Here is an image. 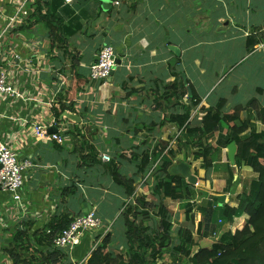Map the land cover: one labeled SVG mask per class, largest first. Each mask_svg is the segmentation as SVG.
Returning a JSON list of instances; mask_svg holds the SVG:
<instances>
[{"label":"crops","instance_id":"obj_1","mask_svg":"<svg viewBox=\"0 0 264 264\" xmlns=\"http://www.w3.org/2000/svg\"><path fill=\"white\" fill-rule=\"evenodd\" d=\"M259 2L262 5L261 21L251 16ZM11 3L12 0L2 3L0 0L3 14L11 13ZM244 5L246 18L239 20L236 12ZM27 7L29 17L17 33L13 37L0 38V61L3 60V68L10 63L15 65L9 58L13 44L22 57L28 58L32 54L24 43L41 41L42 56L33 59V66L40 70V75L20 72L15 77L18 89L29 100L0 101V138L11 143L19 152L20 160H29L32 165L26 171L21 191L25 209L17 206L11 194L0 190V215L3 218L0 227H10L7 234L11 237L10 231L19 221L30 223L32 230L38 231L53 219L59 221L66 216L71 219L96 208L103 227L85 234L75 248L64 249L67 254L64 264L88 263L92 252L108 235L107 250L126 257L127 225L123 214L134 200L126 197L123 188L114 182L101 155L109 154L117 168L130 177L138 170V159L148 149L152 153L158 144H162L165 153L176 152L171 173L193 185L197 202L194 224L186 221L182 201L153 194L157 181L154 175L146 178L150 184L147 180L141 184L148 172L143 176L139 174L136 186L141 184L138 185L140 196L146 199L148 196L152 204L163 205L169 210L173 234L179 228L187 227L197 239L196 234L201 232L219 236L227 230L241 229L248 220L246 214L228 223L215 218L214 213L205 208L204 228L197 231L203 217L198 207L205 199H215L220 207L238 208L240 196L249 190L257 174L247 165L236 164L235 145L222 147L206 174L202 161L194 159L195 150L187 148L184 140L178 143L183 129L169 118L183 113L184 106L190 105L188 83L202 99L192 110L195 123L200 122L203 114L200 107L208 108L222 98L214 97L213 92L209 93L211 90L206 91L204 82L189 78L186 55L190 48H201L206 35L214 38L213 44H224L227 38L221 36L230 29L238 31L231 41H241L246 48L250 35L260 38L264 34V0H34ZM218 10L221 13L216 15ZM212 14L216 15L213 19ZM3 21L4 17L0 15V28ZM211 28L218 35L211 32ZM192 35L195 44L190 43ZM106 44L114 46L120 64L107 81H92L90 66ZM263 52L264 43H261L247 53L253 56ZM258 60L261 66L256 67V72L264 79V55ZM192 63L198 67L200 75H207L198 57ZM73 79L82 87L76 93L72 111L65 113L77 115L80 121L66 118L64 113L58 124L51 126L53 106L73 85ZM179 80L187 84V93L182 100L168 88ZM256 93L263 95L264 87H257ZM231 106L228 100L226 109ZM245 117L244 113L242 118ZM39 120L47 127L48 135L57 133L64 141L37 138L34 125ZM254 122L258 127L259 122ZM216 141L218 135L211 139L212 143ZM94 151L101 162L84 163L97 158V155L90 156ZM7 207L11 210L6 211ZM152 212L158 223V211ZM216 222L221 228L214 230ZM149 223L153 225L154 222L149 220ZM115 233H119L121 243L115 241Z\"/></svg>","mask_w":264,"mask_h":264},{"label":"trees","instance_id":"obj_2","mask_svg":"<svg viewBox=\"0 0 264 264\" xmlns=\"http://www.w3.org/2000/svg\"><path fill=\"white\" fill-rule=\"evenodd\" d=\"M261 43H264V34L260 38L250 35L247 39V52L251 53L254 47ZM81 87L82 85L75 81L64 95L59 96V100L53 106L56 118H61L67 110L72 111L73 101ZM168 88L173 89L172 94L180 100L187 93V84L181 80L174 82ZM188 88L191 93L190 105L184 106L183 113L172 115L169 118L180 129H183L178 143L184 140L187 148L195 150L194 159L202 161V168L206 170V174L212 168L220 149L227 145H235L236 164L247 165L257 174V179L252 182L249 190L240 196L238 208L228 205L220 207L215 199L203 200L202 206L198 207L203 217L198 224L197 231L201 232L204 228L205 208L223 222L232 223L235 217L243 214L248 216V220L241 229L234 232L227 230L220 236L214 234V239L209 237L211 234L201 232L200 239L196 240L191 228L181 227L176 234H173L174 224L171 221L169 210L163 205L156 206L148 203L145 196H138L133 204L126 207L123 214L127 225V256L115 255L107 250L110 242V235H108L92 252L87 264H264L263 102L252 98L246 104H237L227 110L228 99L222 97L217 104L208 108L200 107L203 114L200 122L195 123L192 110L200 105L202 99L192 84L188 83ZM259 90L263 91L262 88ZM172 94L170 97H173ZM162 96L165 95L162 94ZM67 101L69 106L66 104ZM244 113L246 117L242 118ZM254 121H258L263 126L261 131ZM215 135H218V141L212 143L211 139ZM165 149L162 144H158L152 153L148 149L138 159L137 172L130 177L125 176L117 168L114 160L104 164V167L107 172L111 173L114 182L123 188V194L131 197L134 196L139 174L145 175L152 166L155 168L153 175L157 180L152 189L153 194L159 198L182 201L186 221L194 224V207L197 202H195L196 195L192 189L193 185L186 182L182 176L171 173L176 152L169 150L165 153ZM97 154L94 151L90 156L96 157ZM93 159L85 160L84 163L101 162L98 155ZM202 195L205 196V194ZM153 207L158 210V223L150 212V208ZM71 220L72 218L69 219L68 216L62 217L59 221L53 219L38 231H33L30 223L19 221L10 231L11 239L8 246L3 249L4 255L13 264H64L67 260L66 252L55 248L52 242ZM149 220L154 222L153 225H150ZM219 227L221 228L215 224L214 230Z\"/></svg>","mask_w":264,"mask_h":264},{"label":"built area","instance_id":"obj_3","mask_svg":"<svg viewBox=\"0 0 264 264\" xmlns=\"http://www.w3.org/2000/svg\"><path fill=\"white\" fill-rule=\"evenodd\" d=\"M4 1L6 0H1V3ZM32 1L34 0H12L10 14H3L0 9V15L4 17L3 25L0 28V38L6 36L13 37L17 33L29 17L30 12L27 6ZM66 1L70 2L72 0ZM24 46L30 50L32 56L28 58L22 57L16 51L13 44V47L9 50V58L16 64L12 65L10 63L8 67L3 68V60L0 61V101L6 99L29 100L18 89L15 77L20 72L40 75V70L35 69L33 66V59L36 56H42L41 41L25 42ZM117 59L118 56L114 46L109 44L102 46L99 50L98 60L90 66V79L92 81H107L117 67ZM37 79L38 77L34 80ZM59 119L55 115L54 117L52 116L50 125H57ZM34 133L37 138L56 140L59 143L64 141L63 137L57 133L48 135L47 127L40 120L34 125ZM101 159L105 163L111 161L109 154H102ZM31 165L29 160H20L19 152L10 142H5V140L0 138V190L11 194L13 201H16L17 206L21 209H25V206L22 204L21 191L25 184L26 171ZM143 180L142 183L146 181L145 178ZM10 210L11 207L6 208V211ZM0 219L3 220L2 215H0ZM102 227L103 220L99 216L98 210L91 208L86 213L72 218L69 225L54 237L53 246L62 250H71L81 243L85 234L96 232ZM76 264L87 263L82 261Z\"/></svg>","mask_w":264,"mask_h":264},{"label":"rangeland","instance_id":"obj_4","mask_svg":"<svg viewBox=\"0 0 264 264\" xmlns=\"http://www.w3.org/2000/svg\"><path fill=\"white\" fill-rule=\"evenodd\" d=\"M245 9L246 6L244 5L242 9L236 12L237 18L239 20L246 18L244 15ZM220 10L215 12V14H220ZM248 11H250V7H248ZM215 16L212 14L211 19H213ZM251 16L257 21L262 20L261 2L257 3L256 7L253 8ZM211 32L218 35L213 29ZM225 33L226 35H222L221 37H226L227 39L223 41L224 44L222 45L213 44L214 38H211L210 35H206L205 43L201 48L197 49L193 47L189 49L190 52L186 55V68L189 78L191 80L194 79L199 83L204 82L205 84L203 88L206 89V91L211 90L209 93L213 92L214 97H217L218 99L220 97H226L228 100H230V103L233 106L228 107V109L234 107L238 103L245 104L252 98H257L261 103L262 101L264 102V94L258 96L256 93L257 87H264V79L260 77V73L256 72V67L261 66V61L258 60V58L264 55V52L249 56L241 41H231V37L237 34L238 31L230 29ZM195 41L196 40H193L192 35L190 43L195 44ZM195 57H198L206 68V76L200 75V70L192 63V60ZM206 95L208 96V94ZM262 127L263 126L259 123L258 128L261 130ZM154 170L155 168L151 166L148 173L143 178H145V180H147V177L150 178L154 174ZM150 182L148 181V184H150ZM141 184L138 185L141 186ZM138 185L136 186L134 196H131L134 201L138 196H140L138 193ZM146 201L148 203L151 201L149 200L148 196ZM155 210L156 212L158 211L156 208ZM155 210L150 208V212L153 211L155 213ZM117 226H119V224H117ZM9 228L3 229L0 227V264H13L10 260H8L7 256L4 255L3 252V249L8 246L10 234H7V232H9ZM209 237L214 239L213 237L215 236L211 234ZM115 238L117 243H121L122 240H120L119 233H115ZM196 238V240H199L200 234H196Z\"/></svg>","mask_w":264,"mask_h":264},{"label":"water","instance_id":"obj_5","mask_svg":"<svg viewBox=\"0 0 264 264\" xmlns=\"http://www.w3.org/2000/svg\"><path fill=\"white\" fill-rule=\"evenodd\" d=\"M175 49V51H177V48H174ZM98 54H99V52H98ZM98 54H97V56L95 57V61H97L98 60ZM116 63H117V65H119L120 64V60H118L117 59V61H116ZM65 117L66 118H69V119H71V120H74V121H80V118L77 116V115H74V114H69V113H65ZM55 131H57L56 129H55ZM186 175V174H185ZM188 176V175H187ZM87 212V211H86Z\"/></svg>","mask_w":264,"mask_h":264}]
</instances>
